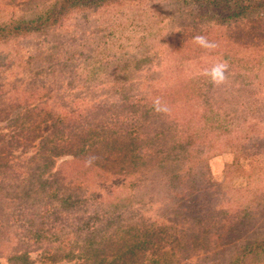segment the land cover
Segmentation results:
<instances>
[{"label":"rangeland","instance_id":"1","mask_svg":"<svg viewBox=\"0 0 264 264\" xmlns=\"http://www.w3.org/2000/svg\"><path fill=\"white\" fill-rule=\"evenodd\" d=\"M55 2L0 0V22L30 21L37 12ZM201 5L184 6L182 1L173 0H127L91 10L73 11L47 32L0 44V167L16 168L17 172H24L22 176L25 177L26 172L35 167L30 158L39 149L48 153L54 138L53 144L59 141L60 134H56L49 138L47 147L40 146L41 136L45 138L51 131V121L76 113L84 118L87 114H100V118L105 119L112 113V107L127 104L129 97L134 96L136 101L146 98L150 84L157 94L178 92L159 104L171 106L170 114L177 115L171 116L175 121L182 119V72L199 70L204 64L216 61L223 62L224 54L228 52L232 53L228 58L241 68L235 72L242 80L240 84L249 86L250 80L243 74H252L250 70L256 68L264 78V32L243 21L216 25L213 18L221 12ZM114 72L124 78L125 94L112 89L118 85L123 87L122 82L114 86L117 78L107 79V74ZM84 75L88 77L82 79ZM150 75L152 79H149ZM178 88L180 90H176ZM28 108L36 112L25 111ZM17 120L21 128L19 132L15 127ZM22 121H25L23 128ZM71 125L78 130L77 120ZM136 131L137 124H134L131 132ZM12 137L18 139L10 144L6 139ZM249 146V151H219L209 157L207 169L219 189L224 191L228 186L238 189L246 185L244 174L251 170L248 156L256 142L249 141ZM71 158L65 152L54 157L41 174L49 180L50 175ZM74 169L82 171V167L74 164L65 165L62 173L70 174ZM137 175L127 173L125 182H135ZM65 177L68 181L67 175ZM87 179L73 184L72 177L74 186L69 185L72 197H84V212L75 205L65 204L64 210L71 211L70 215L58 221L53 214L48 215L42 221L43 225L36 218L34 224L28 221L32 211L41 206L36 198L25 204L26 209L17 205L24 202L13 200L14 193L10 200L0 199V218L7 232L6 236L3 235L6 240H0V264H224L230 256L232 245L208 251L211 249L209 245L197 246L196 242L191 246L193 250L188 252L183 249L182 242L178 243L180 239L162 241L160 234L165 229L161 230V227L173 224L177 213L175 207H164L162 201L134 203V210L107 225L105 241L89 246L74 224L82 219L85 225L99 229L103 214L100 220L93 217L98 206L91 196L106 194L118 180L113 181L114 178L106 175L95 183L83 185ZM47 183L51 188L48 193L52 194L46 200L51 204L57 187L52 180ZM217 200L223 203L222 209L211 203L202 215L224 213L229 200ZM20 214L21 219L16 223L14 216L17 218ZM142 223L145 227L151 223L155 226L148 230ZM114 226L115 229H109ZM146 230L147 238L143 237ZM254 235L264 238V221L250 227L243 236ZM200 238L204 236L200 235ZM18 256L22 259L12 263L7 261L8 257Z\"/></svg>","mask_w":264,"mask_h":264},{"label":"trees","instance_id":"2","mask_svg":"<svg viewBox=\"0 0 264 264\" xmlns=\"http://www.w3.org/2000/svg\"><path fill=\"white\" fill-rule=\"evenodd\" d=\"M123 1L127 0H56L37 12L36 17L30 21L0 22V44L47 32L73 11L91 10ZM173 1H182L184 6L203 4L220 11L221 14L213 18L216 25L243 21L259 32H264V0ZM250 44L245 46L246 50ZM230 53L224 54L223 62L215 60V63L204 64L199 70L187 69L182 72V119L177 118V121L171 118L177 117L170 114L171 106L163 107L160 104L178 92L157 94L152 84L146 98L136 101L134 96L129 97L127 104L112 107V113L107 114L105 119H101L100 114H87L84 118L76 113L51 121V131L45 138L41 136L40 146L47 147L50 144H47L49 138L56 134H60L59 141L53 144L54 138L50 144L51 151L46 153L39 149L30 158L35 167L26 172L25 177L22 176L24 172L19 173L16 168L0 167V199L10 200L14 193L13 200L24 202L17 205L26 209L25 204L34 197L41 206L32 211V216L28 218L30 224H34L35 218L41 223L52 214L58 221L70 215L71 211L64 210L65 204L75 205L84 212V197H72L69 185L74 186L77 180L86 177L88 179L83 185L95 183L103 176L110 175L113 181L118 180L114 187L104 195L91 196L98 206L93 217L100 220L103 214L101 227L95 229L90 224L85 225L79 214L80 221L74 224V228H79L80 233H83L81 238L88 240L89 246L105 241L107 225L122 218V214L134 210V203L162 201L164 207L172 205L177 211L174 214L175 222L161 227V230L165 229L160 234L162 241L173 239L176 242L175 239H180L178 243L182 242L183 249L188 252L193 250L191 246L196 242L197 246L209 245L211 249L208 251H218L232 245L231 254L224 264H264V238L243 236L250 227L264 221V78L260 69L256 68L250 70L252 74H243L244 78H249L250 85L240 84L242 80H239L235 72L241 68H237L228 58ZM117 75L115 72L107 74V79L115 77L117 81L114 86L120 82L123 85L124 78ZM151 76L149 79L153 78ZM86 77L84 75L82 79ZM164 79L169 81L167 75H164ZM112 89L122 94L127 91L125 85ZM25 111L31 114L36 112L29 108ZM76 120L78 130L71 125ZM24 122L20 125L22 128ZM19 124L18 120L15 121L17 132L21 130ZM134 124H137V131L132 133ZM17 139L12 137L6 140L11 144L12 140L17 142ZM249 141H255L256 146L248 156L251 170L244 174L246 185L238 189L231 186L224 191L219 189L212 182L207 169L209 157H214L219 151H249ZM63 144L64 147H60ZM64 152L72 158L50 175L49 180L53 181L57 189L54 188L53 202L47 204L46 199L52 193H48L51 191L47 186L49 180L41 172L47 169V164L54 157H60ZM74 164L82 167V171L74 169L70 174L62 173L65 165ZM129 172L138 174L133 183L132 180L125 182ZM222 198L229 200L224 213L216 216L202 215L211 203L222 209L223 203L217 200ZM21 216H14L16 223H19ZM0 220V240L3 241L6 240L3 235L6 236L7 232L2 218ZM142 225L148 227V230L155 226L152 223L147 227L144 223ZM109 229H115V226ZM148 230L143 232V237H148ZM200 235L204 238H200ZM17 259L22 257H8L7 261L12 263Z\"/></svg>","mask_w":264,"mask_h":264}]
</instances>
